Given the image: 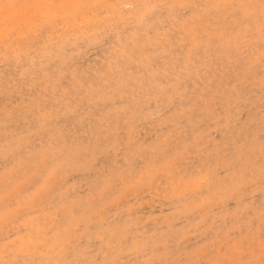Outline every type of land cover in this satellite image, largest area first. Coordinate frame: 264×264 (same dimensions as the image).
<instances>
[{
  "label": "rangeland",
  "instance_id": "obj_1",
  "mask_svg": "<svg viewBox=\"0 0 264 264\" xmlns=\"http://www.w3.org/2000/svg\"><path fill=\"white\" fill-rule=\"evenodd\" d=\"M33 2L0 0V261L55 264L82 259L85 251L89 258L104 259L103 247L108 258L121 264H175L198 258L214 223L219 227L225 218L243 217L249 209L252 216L246 221L259 233L264 226L259 177L264 46L258 9L253 10L251 40L232 32L228 9L212 15L213 23L206 28L209 9L201 7L188 10L178 24L173 18L162 26L172 33L171 41L157 42L153 32L146 44L135 13L119 7L136 0H43L113 7L89 9L79 20L62 14L42 34L29 31L18 9L4 7ZM166 2L209 5L232 0ZM114 22H120V34L107 44L98 42ZM200 35L203 40L188 43ZM132 51L135 60L126 54ZM105 77L113 86L100 90ZM34 94L41 96L49 116L28 139ZM6 108L17 116L7 129ZM52 136L85 148L101 146L100 163L97 169H89L86 162L65 166L55 189L46 192L33 187L36 180H44L42 169L21 166L20 154L25 162L31 160ZM237 141L253 146L256 179L243 192H228L219 177L210 180L208 174L219 166L225 175L226 153L230 158ZM126 152L135 153L145 165L143 179L136 177L139 186L102 193L100 173ZM113 234L140 241L142 247L137 251L133 243L113 251L108 248Z\"/></svg>",
  "mask_w": 264,
  "mask_h": 264
},
{
  "label": "snow or ice",
  "instance_id": "obj_2",
  "mask_svg": "<svg viewBox=\"0 0 264 264\" xmlns=\"http://www.w3.org/2000/svg\"><path fill=\"white\" fill-rule=\"evenodd\" d=\"M4 7L7 9H18V15L27 18L26 25L29 31L42 34L50 23L61 19L62 14L68 19L75 17L79 20L80 16L89 9L113 6L86 2L57 4L36 0L33 3L8 4L4 5ZM119 7L127 10L130 14L135 13V18L140 26L139 30L142 32V38L144 35L147 36L146 44L153 40V32L157 33V42L171 41L172 33L165 31L162 26L173 18V22L178 24L188 10L201 7L209 9L206 28L213 23L211 20L212 15L217 14L222 9H228L231 10L229 15L234 21L232 32L236 33L238 38L243 37L245 40H251L254 38L253 10L258 9L261 44L264 46V0H259L258 5L247 2V0H232L230 3L209 5L174 4L168 3L166 0H162L159 3H154L152 0H136V2L119 5ZM203 19H201L202 23ZM119 23H113L112 31L105 29L98 42L107 44L115 36L119 35L121 31ZM145 28L147 29L146 33L143 32ZM185 28H187V24H185ZM237 28H239V32H237ZM161 33L163 34L161 35ZM203 38V35L193 37L188 43H195L198 39L203 40ZM120 39H123L122 35H120ZM221 39H223V36H221ZM126 54L129 59L135 60V51ZM60 86V84H57L55 87L58 90ZM111 86H113V81L105 77L100 90ZM33 99L34 103L29 109L31 115L29 116L30 131L27 133L28 139H31L33 133L38 132L43 124L48 122L49 116L47 105L43 104L41 96L34 94ZM5 112L7 114L4 126L7 129L9 121L17 119V116L14 112L9 113L7 108ZM21 115L24 114L22 113ZM19 139L23 143L25 136L21 135ZM237 145L238 147L232 151L230 158L226 153L225 158L228 160V166L224 169L225 175L221 176L219 166L215 170L210 169L208 174L210 180L212 177H219L225 187V191L228 192H243L256 179L255 161L251 158L253 146L241 144L239 141H237ZM225 147L227 148L228 146L226 145ZM260 151L259 177L261 185L264 186V135L260 138ZM100 153L101 146H97L95 149L85 148L83 145L69 144L67 137L61 141L60 137L52 136L49 138L47 146L40 150L31 160L25 162L21 153L20 165L23 167L31 165L34 168L42 169L41 175L44 180H36L33 187L42 186L47 192L55 189L57 177L67 165L74 163L84 164L86 162L89 169H97L100 163ZM144 170L145 165L137 159L136 154L126 152L114 166L105 168L100 173L98 188L102 193L110 195L119 193L124 187H138L137 174L143 179ZM14 179V177L9 178L6 186L9 196L14 189ZM221 195L223 196L224 193L222 192ZM73 211L75 212V209ZM260 213L262 223H264V205L261 206ZM251 216L252 211L249 209L243 217H237L232 220L225 218L219 224V227L214 223L204 236L205 245L198 258L181 260L175 262V264H264V226H262L259 233H256L254 224L246 221V217ZM102 239H108V237H102ZM133 243L136 250L139 251L142 247L140 241L129 242L127 238L119 239L116 234H113L112 238L108 239V248L115 251L118 247H132ZM143 246L146 247L147 242H144ZM81 247L87 249L86 245H81ZM101 251L105 253L104 259H100L98 255L89 258L87 251H85L82 259L56 261L55 264H121L118 258H108L109 252L106 248L102 247ZM0 264H5V262L0 261ZM152 264H173V262L160 260L153 261Z\"/></svg>",
  "mask_w": 264,
  "mask_h": 264
}]
</instances>
